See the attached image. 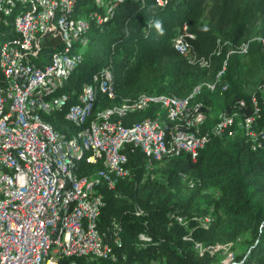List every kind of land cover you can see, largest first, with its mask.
I'll return each mask as SVG.
<instances>
[{
    "label": "trees",
    "instance_id": "trees-1",
    "mask_svg": "<svg viewBox=\"0 0 264 264\" xmlns=\"http://www.w3.org/2000/svg\"><path fill=\"white\" fill-rule=\"evenodd\" d=\"M77 2L79 14L89 16L94 10L95 0ZM114 11L104 27L91 21L89 44L62 89L70 96L68 104L77 103L88 85L96 88L98 111L142 95L186 100L199 89L185 120L168 123L167 133L183 131L186 121L201 114L200 131L209 141L195 160L184 153L159 162L127 145L124 169L130 176L117 179L113 189L99 177L101 164L84 163L80 176L101 181L104 206L96 227L109 254L94 261L76 259V264H225L222 249L228 246L230 264H264V70L259 71L264 56L253 70L245 62L264 48L263 42L253 41L264 38V0H124ZM2 23L12 29L11 19ZM183 24L192 34L187 38L192 57L173 47ZM248 43L249 52L241 54ZM64 50L53 22L37 36L29 54L43 64ZM103 70L113 77V99L93 81ZM252 80L260 86L248 92ZM155 106L126 113L120 125L167 121L165 111ZM64 111L62 107L45 120L69 137L81 128ZM223 114L237 116L223 136H214ZM253 117L255 142L241 128L243 119Z\"/></svg>",
    "mask_w": 264,
    "mask_h": 264
},
{
    "label": "bare ground",
    "instance_id": "bare-ground-1",
    "mask_svg": "<svg viewBox=\"0 0 264 264\" xmlns=\"http://www.w3.org/2000/svg\"><path fill=\"white\" fill-rule=\"evenodd\" d=\"M123 1L95 0L94 10L87 16L76 11L77 0H0V79L3 84H8L10 93V97L1 105L0 92V264H54L58 251L56 242L59 241L58 264H62L64 259L69 261L68 264H76L75 260L80 258L94 261L108 257L109 253L104 248L96 227L104 206L98 190L101 181L92 183L82 178L79 171L84 163L88 166L101 164L104 170L99 177L111 189L115 187L117 179L129 177V171L124 169L127 158L123 153L127 145H135V138L127 137V130H130V136H137V141L146 145L144 154L157 162L166 156L184 153L195 160L198 152L209 141V135H203L200 131L204 123L201 114L186 121L183 131L170 135L167 133L168 123L185 120L199 89L186 100L142 95L133 102L98 111L96 88L88 85L84 87L77 103L68 104L70 96L63 93L62 89L72 78L83 54L74 55L75 48L88 46L91 21L97 28L104 27ZM9 19L12 24L10 31L2 23ZM53 22L62 33L65 50L51 54L49 59L40 64L34 54L29 53H33L37 36ZM8 31L13 36L15 34L16 38L8 37ZM248 51L249 43L240 53L245 55ZM51 72L52 82L47 87L33 85L26 88L27 84L38 83L40 77H47ZM101 73L93 81L96 85L99 83L100 89L108 98L113 99V77L107 70ZM209 88L213 90V87ZM260 93L264 102V85ZM61 95L66 96L53 110L47 103H41L60 98ZM253 102L255 116H258L257 99L254 98ZM155 105L165 111L167 121L146 120L128 128L120 125V120L126 113L142 112L152 106L156 107ZM240 106L244 107L245 104L242 102ZM62 107L66 108V119L81 128L77 134L65 137L46 122V117L52 116L53 112ZM77 107L83 115L70 116L69 109ZM6 113L11 121L5 116ZM236 116L237 114L221 115L212 135L223 136L234 124ZM254 121V117L243 119L241 128L255 142ZM103 124L113 126L115 131H120V137H126L123 139V147L105 144L100 130V125ZM150 127L156 131L152 138H148L144 132H138L150 130ZM44 130L54 132L55 141L63 147L62 153L55 156L51 153L50 136ZM262 137L264 138V134ZM181 139L194 141L195 152L187 151V146H181ZM30 140L38 142L35 157L33 148H26L22 143ZM89 140L93 142L97 159L93 158ZM15 170L18 171V184ZM40 174L45 178H39L38 193H32L34 177H40ZM9 184L12 186L11 192H5ZM62 197H68L64 217ZM12 208L31 210L32 214H40L43 209L46 215H43V221L34 224L33 233L44 232L45 222L51 220L54 231L50 240H34V243L26 245L24 222H17L11 227L9 216ZM80 224L83 238L79 232ZM27 252H33V263H30Z\"/></svg>",
    "mask_w": 264,
    "mask_h": 264
},
{
    "label": "built area",
    "instance_id": "built-area-1",
    "mask_svg": "<svg viewBox=\"0 0 264 264\" xmlns=\"http://www.w3.org/2000/svg\"><path fill=\"white\" fill-rule=\"evenodd\" d=\"M162 1L163 0H160V3H162ZM3 13L5 14L6 12H3ZM69 34H73V33L69 32ZM187 38L192 39V34L189 32V27L186 26V24H183V26L179 29L177 36L173 39V47L175 49H181L182 51H184L185 55L192 57V49H188ZM52 73L53 72H51L47 77H40V81L38 83L27 84L26 88H30L33 85H45V87H47L52 82ZM107 88H108V85H107ZM0 92H1V105H2L4 101L7 100L8 97H10V93L8 92V84H3L2 79H0ZM64 96L66 95H61L60 98H57L54 100L41 101V103H47L50 106V109L53 110L54 107H57V103L61 101ZM69 115L76 117L77 115H83V114L79 113V107H77L76 109H69ZM5 116L11 121V117L8 116V113H6ZM84 117L86 116L84 115ZM100 130H101L102 135L105 138V144L120 145L121 147H123V139L126 137H120V131H115V128L113 126H105V124L100 125ZM44 131L48 132L50 136L51 153L54 154V156L58 153H62L63 147L60 146L59 143L55 141L54 132L46 131V130ZM138 132H144L145 135L148 136V138H152L153 132H156V131L151 130V127H150V130L138 131ZM127 137L135 138V145L133 146L135 148L140 149L143 153L146 152V145H143V143L138 142L137 136H130V130H127ZM22 143L23 145L26 146V148H33V155L35 157V150H36V146L38 145V142L36 140H30V141H22ZM89 144L91 146V152H92L93 158L97 159V156L94 152L92 140H89ZM11 145H13L12 142H11ZM181 146H187V151L195 152L194 141H185L181 139ZM16 155L18 158L17 153ZM15 174L17 177V184H18V171L17 170H15ZM39 178H45V177L41 174H40V177H34V185L33 187H31L32 193H38L37 181L39 180ZM11 187L12 186H10L9 184V187L5 189V192H11ZM20 190H21V185H20ZM67 204H68V197H62V217L66 215ZM0 206H1V202H0ZM43 215H46L43 209L40 211V214H32L31 210H20V208H12L10 216H9L11 227L14 226L17 222H24V237H25L26 245L27 243H34V240H50V235H53L54 227H51V220L50 222H45L44 232L33 233L34 224L38 223V221H43ZM79 232H81V238H83L82 224H80ZM56 243L58 244V251H56V262H54V264L59 263V255H60V251H59L60 241ZM26 255H30V263H33V252H27Z\"/></svg>",
    "mask_w": 264,
    "mask_h": 264
},
{
    "label": "rangeland",
    "instance_id": "rangeland-1",
    "mask_svg": "<svg viewBox=\"0 0 264 264\" xmlns=\"http://www.w3.org/2000/svg\"><path fill=\"white\" fill-rule=\"evenodd\" d=\"M253 41L255 42H263L264 44V38H256V39H253ZM1 42V41H0ZM2 43V42H1ZM87 47H83V46H78L75 48L74 50V55H78V54H82L84 52V50L86 49ZM250 49V47H249ZM249 52V51H248ZM254 57L253 58H247L245 61L247 63V66L249 69L253 70L257 67V62L261 59L262 56H264V48L262 49H258L257 48V52H254ZM41 67H44V66H41ZM264 70V65L262 64L259 68V71H263ZM260 85H258L257 82H255L254 80L250 81V83L247 84V91L248 92H254L256 89L259 88ZM236 251L240 249V246L239 244H236L235 246ZM219 249H222V248H219ZM231 249V246H228L225 250H223V252H225V256H224V263L225 264H230L232 259H233V252L230 250Z\"/></svg>",
    "mask_w": 264,
    "mask_h": 264
},
{
    "label": "clouds",
    "instance_id": "clouds-1",
    "mask_svg": "<svg viewBox=\"0 0 264 264\" xmlns=\"http://www.w3.org/2000/svg\"><path fill=\"white\" fill-rule=\"evenodd\" d=\"M165 2H166V1H164V4H165ZM164 4H163V5H164ZM182 26H183V25H182ZM182 26H181V27H182ZM157 27H159V24L157 25ZM181 27H180V28H181ZM180 28H179V29H180ZM179 29H178V30H179Z\"/></svg>",
    "mask_w": 264,
    "mask_h": 264
}]
</instances>
